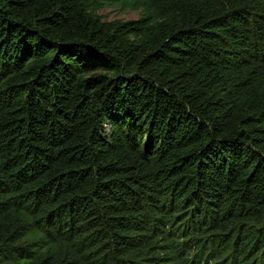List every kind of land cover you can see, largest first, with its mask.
Segmentation results:
<instances>
[{"label":"trees","instance_id":"1","mask_svg":"<svg viewBox=\"0 0 264 264\" xmlns=\"http://www.w3.org/2000/svg\"><path fill=\"white\" fill-rule=\"evenodd\" d=\"M0 264H264V0H0Z\"/></svg>","mask_w":264,"mask_h":264},{"label":"rangeland","instance_id":"2","mask_svg":"<svg viewBox=\"0 0 264 264\" xmlns=\"http://www.w3.org/2000/svg\"><path fill=\"white\" fill-rule=\"evenodd\" d=\"M100 14L103 16L105 19H121V20H131V19H136L140 15L139 10H133V9H126V10H121L119 5L117 3H110L106 4L100 9Z\"/></svg>","mask_w":264,"mask_h":264}]
</instances>
